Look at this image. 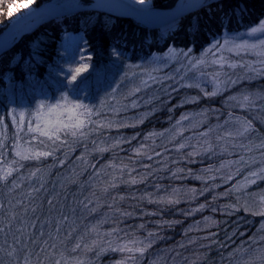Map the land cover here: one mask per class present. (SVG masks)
Masks as SVG:
<instances>
[{
	"label": "rangeland",
	"instance_id": "rangeland-1",
	"mask_svg": "<svg viewBox=\"0 0 264 264\" xmlns=\"http://www.w3.org/2000/svg\"><path fill=\"white\" fill-rule=\"evenodd\" d=\"M209 1L199 0V3L194 6L192 4L196 2L195 0H177L174 6L162 8L153 7L150 0H145L143 4L139 0H126L128 3L126 6L129 9L126 15L135 18L132 14L133 11L131 12V6H134L137 11L136 14L142 22H150L154 25L166 24L173 21L171 20L173 16L179 13L182 16L184 13L190 12L191 9H197ZM4 2L5 9L4 12L1 11L3 14H0V18L5 17L9 20L0 36H4L5 30L11 23L20 19L11 27V31L17 29L15 33L13 31L10 33L9 41L11 43L18 40L23 33L29 32L38 23L61 13L83 9L87 6L105 10V5H123L121 0H86L87 3L82 2V0H50L37 6V2L34 0H4ZM51 3L56 8L51 13L52 15L39 14L36 11L38 7L42 8ZM186 7L190 8L187 9ZM9 13L12 15L9 16ZM262 20H264V16L250 26L234 31H223L221 35L210 41L195 55L192 54L190 48H178L176 51L170 49L165 53L153 54L145 59L121 61L123 63L121 71L116 69V81L121 82L120 86L118 85L109 92V95L112 96V99L127 95L128 91L132 89L131 87L139 86L140 81L136 78L144 77L145 80L147 69L167 68L174 62L193 59L197 56L199 58L191 60L190 65H188L190 70H194V72L191 73L186 70L192 76L188 77L184 73L182 80L184 84L198 88L205 99L213 98L210 96L220 94L224 90L223 82L229 76V72L231 73L232 69H235L236 63H238L237 72L244 73L247 70L254 76L262 75L264 74V44L261 42L264 41V30L251 32V29L260 26ZM27 26L28 30L24 31ZM235 45H256V47L236 48ZM75 48L76 44L72 39L65 40L64 55L66 57L74 56ZM117 56L114 53L115 59L118 58ZM73 59L80 68H83L85 64L88 65L87 70L79 74L75 81H72L73 75L71 76V83L76 86L90 87L97 82L98 78L101 79L106 74L107 69L104 66L98 67L95 63L93 64L89 58L87 59L85 51L83 53L77 52ZM220 70L228 73H221ZM101 96L103 97L97 99L100 105L101 100L103 103L108 100L105 99V94ZM65 97L67 100L64 97L39 100L33 107L35 108L34 112L30 108L17 106L16 109H11L7 113L8 124L4 116L0 115V253L5 251L8 257L5 260L1 259L0 262L7 264H194L197 263L196 258H194V255H198L197 251L209 253L220 250V254L224 258H228L225 264H259L257 259L260 258V253L258 252L259 249L264 248V157L255 165L252 162L248 165H242L236 173L230 174L224 190H221L220 193L211 192L217 196L213 203L202 202L194 198L193 190V193L188 194L187 201L178 210L175 206V210L167 216L163 214L167 209L161 206H158V208H162L161 211L157 209L156 205L154 207L143 206L142 210L134 209L136 212L137 210L143 211V215L147 217L143 230L134 229L135 226H140L139 223L124 226L126 220L124 215L127 212L125 209L107 212L93 208V205L90 204L91 200L95 198L96 191L92 187L89 188V193L83 194L82 202L85 206L80 205V213L75 211L74 214L73 212L70 214L69 208L66 210L63 208L61 211L64 214L60 212L56 214L58 220L53 221L51 217L49 219L43 215H38L42 216L38 217L37 212H35L38 199L41 198L45 202L51 203L54 200L63 201L64 195L66 197L68 195V201L74 198L67 193L59 194L56 191L60 188H55L53 185H57L59 176L66 173L74 178L75 183L84 184L89 177L86 178L89 172L85 170L88 167V162H83L82 159L77 158V147H67L63 138L66 141L69 136L73 135V132H79L81 136H84L82 140L91 138L92 127L86 125L89 121H102L103 126L114 128L125 125L121 123L123 121H133L129 117L133 113H136L134 114L135 119L143 120L147 118V115L152 114L151 111H147L141 116L137 114L136 109L127 112L128 115L118 114L115 106L107 104L104 112L106 110L112 111V115L110 114L106 118L98 117L94 115L95 110H92L91 98L87 99L83 96L78 98ZM245 97L248 99L245 100ZM237 98H239L238 102L233 101L230 104L238 108L234 114L221 115L218 111L215 113L217 119H208L202 122L200 125L202 129H195V124L198 122L196 119L198 115L194 113L196 110L190 112L187 109L188 114H183L185 116L182 118L177 117L175 124L169 120L159 128L142 127L141 134L136 139L130 134H126L124 137L119 136L117 141L124 145L118 147V150L122 153L129 151L135 155L147 152L146 156H149V159L158 161V156H162L169 149L162 146L163 140L175 139L177 140L175 141L176 144L170 149H178L176 157L191 156L192 158L197 156L201 158L207 156L208 152H225L226 142L216 146L208 140L207 134H201L202 130H210L211 125L218 122L220 124L217 127L220 129L224 127L225 133L234 138L235 144H233L230 152L236 150V154L240 153L244 156L251 154L254 148L246 149L243 144L250 138V135H259L257 132L260 127L256 123L260 125L264 123V117H262L264 116V109L262 110L258 103L255 105L256 93H242ZM77 104L86 105L91 110L90 113H85L83 108H77ZM240 105H242V110ZM259 115L261 118H258ZM87 116L91 118L86 119ZM79 121H83V125L76 127ZM248 122L251 123V128L246 130ZM118 128L115 127L116 130ZM237 128L240 129L237 130ZM106 132L108 133L107 130ZM109 133L112 136L114 134L113 131ZM234 133L240 135L237 140H235ZM261 136L264 138V128ZM5 137L11 141H4ZM231 137L228 140H231ZM30 138H36L38 142H32ZM262 141L260 147L264 146V140ZM96 142L100 143L101 138L94 139L92 146ZM135 144L136 148H134ZM150 148H153L152 151L149 150ZM124 156L128 159H136V156ZM45 162L48 164L45 165ZM159 162L161 163V160ZM42 165H45L46 168ZM60 166H64L65 170L60 172L61 169L58 170ZM220 169H225V167ZM44 170H48V173ZM56 171V174L53 173ZM49 173L54 174V176L50 177ZM49 177L50 181H47ZM212 178L214 177L209 176V179ZM231 187H235L234 193L229 191ZM140 194L146 197V194H142V192ZM76 200L79 202V199ZM77 202L72 209L76 210ZM207 204H211L208 210H212L216 214L211 213L206 214V216L203 214ZM220 211L227 213V215H223ZM102 212L107 213L102 215ZM240 212L250 214L249 220L252 221L254 219L251 215L257 216L260 218L261 224L258 225L257 223L256 225L254 223L256 229L250 236L241 239L240 245L236 246L232 244L231 240H228L234 234V230L241 228L237 234L241 235L246 231L248 234L253 227V223L241 222L238 219L241 216ZM39 213L43 214L44 212ZM174 214H178L179 217H175ZM217 214L221 218L216 216ZM161 216L164 217L161 218ZM229 217L233 219H229ZM182 220L184 221L183 224L181 223ZM219 221L223 224L222 227L227 229L225 232V234L229 233L227 236L221 235L222 229L212 230L210 228L211 226L212 228L217 227ZM153 222L161 223L162 228H169L170 232L162 236L163 240L169 238L174 232H180L185 238L183 241L185 243L179 244L178 249L170 253L169 256H165L163 254L164 249L154 245V238L160 237L162 228L153 225ZM232 223L234 225L230 226ZM130 231L132 233H128ZM195 232H198L197 235L200 236V241H197V244H194L195 239H193L194 242L190 241L192 240L190 238L195 236ZM222 241H226V246H223ZM189 248L191 249L190 252L184 253V250ZM220 254L218 252V255ZM202 260L199 259L198 261Z\"/></svg>",
	"mask_w": 264,
	"mask_h": 264
},
{
	"label": "trees",
	"instance_id": "trees-1",
	"mask_svg": "<svg viewBox=\"0 0 264 264\" xmlns=\"http://www.w3.org/2000/svg\"><path fill=\"white\" fill-rule=\"evenodd\" d=\"M3 1H0V14H3L5 9V2L3 3ZM34 1L37 2V6L50 0ZM150 1L153 7L168 8L174 6L177 0ZM82 2L87 3L86 0H82ZM263 16L264 0H210L195 9V11L184 13L179 18L158 26L142 24L131 16L110 14V12L99 9L83 8L56 15L41 22L31 31L23 33L8 50L6 49L0 53V115L4 116L6 123L7 113L11 109H16L17 106L30 108L34 112L35 108L33 107H35L37 101L52 100L65 96L91 98L92 110H95L94 115L98 117L106 118L108 115H112V111L106 110L104 112L107 104L115 106L118 114L128 115L127 112L135 109L138 111L137 114L141 116L147 111L152 112L151 115H147L145 120L135 119L134 114L136 113L129 115L133 121L121 122L125 125L115 126L116 128L119 127L117 130L115 127L103 126L102 121H89L86 125L92 127L91 138L82 140L84 136H81L79 132L69 136L66 141L63 138L67 147H77V158L82 159L83 162H88V167L85 170L89 172L86 178L89 177L84 184L75 183L74 178L66 173L59 176L57 185H53L55 188H60L56 191L59 194L67 193L74 198L68 201V195L67 197L64 195L63 201L54 200L51 203H47L40 198L37 200L35 210L37 216L43 215V217L49 219L51 217V220L54 221L59 219L56 216L57 213L64 214L61 211L63 208L65 210L69 208L70 214L72 212L74 214L75 211L80 213V205L85 206L82 202L83 194L89 193V188L92 187L96 191L95 198L91 200L90 204L93 205V208L107 212H117V210L125 209L127 212L124 215L126 219L124 226L139 223L140 226H135L134 229L143 230L147 217L143 215V211L137 210L136 212L134 209L142 210L143 206L154 207L156 205L160 211L162 208H166L167 211L163 214L167 216L175 210V206L178 210L187 201L188 194L193 193V190L194 198L202 202L213 203L217 196L211 194V192L220 193L221 190H224L230 174L236 173L242 165H248L251 162L255 165V163L262 160L264 146L260 147V145L264 140L261 136L264 123L262 125L256 123L260 127L257 132L259 135L252 134L244 142L243 145L246 149L254 148L251 154L245 156L240 153L236 154V150L230 152L233 144H235L234 138L232 135L229 134V136L225 133L224 127L218 128L220 124L218 122H214L215 125H211L210 130L200 131L202 135L207 134L208 140L213 145L219 146L220 143L226 142L224 147L226 153L213 151L208 152L207 156L201 158L197 156L192 158L191 156L186 158L176 157L178 149L170 148L176 144L175 141L177 140L164 139L162 146L169 149L162 156H158V161H154L146 156L147 152L140 155L139 153L132 154L129 151L128 153H122L118 150V147H123L124 144L117 141V138L130 134L131 137L136 139L141 134L142 127L159 128L169 120L175 124L177 117L182 118L185 116L183 114H188L187 109L190 112L196 110L194 113L198 115L196 118L198 122L195 124V129H202V126H200L202 122L208 119H217L215 113L218 111L221 115L234 114L238 108L230 105L231 102H238L239 98L237 96L246 92L257 94V100L254 99L255 105L258 103L263 110L264 74L254 76L247 70L244 73L237 72L238 63H236L235 69H232L231 73L229 72V76L223 82L224 90L220 94L210 96L213 98L205 99L198 88L186 85L182 80L184 73L188 77L192 76L186 70L191 73L194 72V70H190L188 65H190L191 60L199 58L197 56L193 59L174 62L167 68L147 69L145 80L144 77L136 78L140 81L139 86L131 87L132 89L128 91L127 95L112 99L109 92L118 85L120 86L121 82L116 81V69L121 71L123 65L121 61L145 59L153 54H162L170 49L176 51L178 48H190L192 54L195 55L210 41L221 35L223 31H234L250 26ZM8 20L5 17L0 18V33L6 27ZM67 39H72L75 42V55L77 52L83 53L85 51L87 59L90 58L93 64L95 63L98 67L104 66L107 69L103 78H98L97 82L90 87H85L82 84V86H76L71 83V76L76 74L75 70L80 67L73 59L75 55L67 57L64 55V42ZM114 53L118 55V58L115 59ZM220 71H222L221 73L225 72L224 70ZM245 73L247 74L245 75ZM194 91L196 93H193ZM104 94L105 99L108 100H105L104 103L101 100L100 105L97 99L102 98L101 95ZM240 107L242 110V105ZM98 109L100 110L97 111ZM259 117L261 118V115ZM89 118L91 117H86V119ZM110 131L117 135L113 134L112 136L109 133ZM235 136V140L240 137V135ZM6 137L4 141H11ZM229 137H231V140H228ZM97 138H101V142H96L92 146L93 140ZM58 139L61 140V138ZM30 140L38 142L36 138H30ZM83 145L85 146L83 147ZM88 147L89 149H87ZM154 147H156V144H154ZM134 148H136V144ZM151 149L153 148L149 150ZM124 155L136 156V159H128ZM47 164L48 162H45V165ZM45 165H42V167ZM221 167H225V169H220ZM59 169L62 172L65 167L60 166ZM44 171L48 173V170ZM53 173L56 174L57 171ZM49 176L53 177L54 174L51 173ZM209 176L214 178L209 179ZM50 177L47 181H50ZM41 179L43 180L42 176ZM234 188L231 187L229 191L234 193ZM139 191L146 194V197L141 195ZM76 199H79V202ZM75 202H77L76 210L72 209ZM210 205L207 204L203 210L205 216L214 213L212 210H208ZM158 206L162 208H158ZM107 212L101 214L104 215ZM220 212L225 216L227 215L223 211ZM240 213L241 216L238 219L241 222L253 223V227L248 234L247 231L241 235L237 234L241 228L234 230V234L228 240H231L232 244L236 246L240 245L241 239L247 238L256 229L254 223L256 225L257 223L258 225L261 224L260 218L257 216L251 215L254 219L252 221L249 220L250 214ZM216 216L221 218L219 214ZM163 217L161 216V218ZM175 217H179L178 214ZM229 219L233 218L229 217ZM181 223L183 224L184 221L182 220ZM236 223L238 224V221ZM217 224V227L212 228L211 226L210 228L212 230L222 229L221 235L227 236L229 233L225 234L227 229L222 227L221 221ZM153 225L162 228L161 223L153 222ZM233 225L232 223L230 226ZM168 232H170L169 228H162L160 237L154 238V245L164 249L163 254L165 256H169L170 253L178 249L179 244L185 243L183 242L185 238L180 232H174L169 238L163 240L162 236ZM197 234L198 232H195V236L190 238L192 239L191 242H194L193 239H195L194 244L200 241V236ZM222 244L226 246V241H222ZM190 250V248L186 249L184 253H189ZM224 250H226L225 247ZM197 252L198 255H194L197 263L194 264H225L228 260L227 257L224 258L220 254V250H218L220 255H218V252ZM258 253H260V258L257 261H259V264H264V248L259 249ZM6 258L8 259L6 252H1L0 260ZM199 259L203 260L198 261ZM0 264L7 263L0 262Z\"/></svg>",
	"mask_w": 264,
	"mask_h": 264
},
{
	"label": "snow or ice",
	"instance_id": "snow-or-ice-1",
	"mask_svg": "<svg viewBox=\"0 0 264 264\" xmlns=\"http://www.w3.org/2000/svg\"><path fill=\"white\" fill-rule=\"evenodd\" d=\"M139 2L143 4L145 2V0H139ZM25 7H28V6H25ZM11 15H12V13H9V16H11ZM261 30H264V20H262L260 22V26L259 27L251 29V32L255 33V32L261 31ZM225 43H227V41H225ZM261 43L264 44V41H262ZM235 47L236 48H241V47H253L254 48V47H256V45H250V46L249 45H235ZM82 59H83V56H82ZM87 68H88L87 64H85L83 68H77L75 70L76 74L72 76V81H75L77 79V76L80 73L86 71ZM212 94H215V93H212ZM64 99L67 100V97H64ZM247 99H248V97H245V100H247ZM76 107L77 108H83L85 113H90V111H91L90 109L87 108L86 105H83V104H77ZM82 125H83V121H79L78 124L76 125V127H80ZM248 128H251V123L250 122H248L247 125H246V130ZM44 134L47 135V133H44ZM73 135H75V132H73ZM42 155H46V154H42ZM253 175H255V174H253Z\"/></svg>",
	"mask_w": 264,
	"mask_h": 264
},
{
	"label": "bare ground",
	"instance_id": "bare-ground-1",
	"mask_svg": "<svg viewBox=\"0 0 264 264\" xmlns=\"http://www.w3.org/2000/svg\"><path fill=\"white\" fill-rule=\"evenodd\" d=\"M195 1L196 2L194 4H192L194 6H196L195 4H198L199 3L198 2L199 0H195ZM121 2L123 3L122 6L121 5L118 6V5L110 4V5H105L104 8H105V10L107 12H110V14L114 12V14L118 13L119 15H126L128 13V11H129L128 7L126 6L128 3L126 2V0H124V1L121 0ZM186 8L188 9L190 7H186ZM55 9L56 8H54V6H53L52 3L42 7V11L43 12H46V13H48V12L49 13H53ZM132 11H134L135 13H137V11L135 10V7L134 6L133 7L131 6V12ZM25 30H28V26L24 29V31ZM12 31H13V33H15V31H17V29L16 28H15V30L12 29ZM12 31H11V33H12ZM3 38H4L3 36H0V44L2 43L1 41H2ZM9 43H11V41H9Z\"/></svg>",
	"mask_w": 264,
	"mask_h": 264
},
{
	"label": "water",
	"instance_id": "water-1",
	"mask_svg": "<svg viewBox=\"0 0 264 264\" xmlns=\"http://www.w3.org/2000/svg\"><path fill=\"white\" fill-rule=\"evenodd\" d=\"M93 4H95V3H93ZM91 7H92V6H91ZM85 8H90V6H87V7H85ZM191 10H193V9H191ZM194 10H195V9H194ZM36 11H37L39 14H41V13H43V14H51V13L43 12L41 7H38V8L36 9ZM68 12H69V11H68ZM182 13H183V12H182ZM132 14L134 15V17H135L137 20H139L140 22H142V20L140 19V17H138V14H136L134 11H133ZM180 14H181V13H179V14L173 16L171 20H174V19L178 18V17L180 16ZM51 15H52V14H51ZM19 21H20V19H18V20H16L15 22L11 23V24L7 27V30H5V33H4V36H3L4 38L2 39V41H1L2 43L0 44V53H2L3 51H5L6 49H8V48L12 45V43H9V38H10V33H11L10 30H11L12 25L18 23ZM142 24L153 25L154 23L144 22V21H143Z\"/></svg>",
	"mask_w": 264,
	"mask_h": 264
}]
</instances>
